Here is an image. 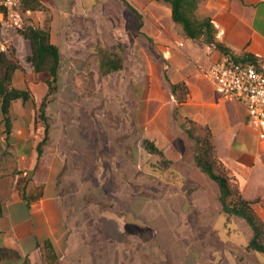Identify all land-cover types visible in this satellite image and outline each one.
Returning a JSON list of instances; mask_svg holds the SVG:
<instances>
[{
    "label": "rangeland",
    "instance_id": "rangeland-1",
    "mask_svg": "<svg viewBox=\"0 0 264 264\" xmlns=\"http://www.w3.org/2000/svg\"><path fill=\"white\" fill-rule=\"evenodd\" d=\"M80 37L85 42L84 35ZM82 41L75 49L63 51L53 86L51 78L44 82L37 77L28 40L23 38L8 57L17 66L10 87L28 91L30 99L12 102L9 139L0 103V202L17 190L26 191L33 182L37 168L25 169L22 161L45 140L40 169L53 165L57 143L62 155L71 154L59 192L64 197L70 232L102 233L111 240L116 229H121L125 244L139 248L141 255L151 248H160L168 255L161 262L150 259L145 264H195L203 255L210 261L211 251L229 246L218 236L204 242L198 239L203 232H214L211 225L203 228L197 224L202 217L215 219L216 213L210 216L205 210L214 204L220 207L223 220L219 235L234 233L239 236L237 244L242 243L240 248H247V222L222 211L216 188L210 190V198L198 193L206 182L214 183L195 161L200 152L213 156L207 132L178 113L173 121L177 129L173 142L157 145L150 136L153 128L164 126V120L159 122L164 113H156V123L152 114L163 97L174 109L179 99L185 98L182 89L172 95L161 55L156 52V65L148 67L142 61L146 49L134 51L118 43L97 50L96 57L90 59ZM154 81L160 83V92L147 97ZM44 100L48 134L41 119ZM146 141L153 142L163 154L151 153ZM214 165L216 172L224 174L216 161ZM238 197L236 192L233 201ZM151 241L155 246L149 248ZM261 242L264 244V239Z\"/></svg>",
    "mask_w": 264,
    "mask_h": 264
},
{
    "label": "crops",
    "instance_id": "crops-1",
    "mask_svg": "<svg viewBox=\"0 0 264 264\" xmlns=\"http://www.w3.org/2000/svg\"><path fill=\"white\" fill-rule=\"evenodd\" d=\"M196 1L193 13L199 19L207 18L212 22L216 42L234 57H254L257 66L264 71V0ZM22 17L25 24L49 29L50 41L58 47L61 59L63 51L81 44V34L85 37L83 47L89 51L87 57L90 59L96 57L97 50L120 43L134 51L146 49L142 61L149 67L156 65L158 52L164 59L166 79L175 86L172 95L182 89L185 98L179 99L174 109L163 97L152 114L153 123H156V113H164L159 121L164 120V126L153 128L150 136L157 145L173 142L177 136L173 121L178 113L206 131L214 161L222 167L232 188L252 203L255 215L264 224V140L249 124L244 105L224 99L206 75V70L225 54L209 44L205 37L193 39L187 36L183 26L174 21L170 3L158 0H27ZM21 40L23 37L18 30L0 24V45L8 43L11 54L21 45ZM110 66L118 67V64L111 63ZM37 77L46 82L51 75L44 71ZM154 82L147 97H155L160 92V83ZM44 141L22 161L25 169L37 168L33 182L26 191L17 190L0 202L3 210L0 248L16 254L0 259V264H145L150 259L161 262L168 258L160 248L148 249L146 255H141L139 248L125 244L121 229H116L111 240L102 233L93 236L70 232L64 197L59 192L63 185L61 178L67 169L65 162L71 154L62 155L57 143L55 158H52L55 167L40 169ZM45 162L50 163V157ZM213 184L206 182L198 193L210 198V190L216 188L218 195L219 186ZM219 208L214 204L208 209L205 207L208 215L216 213L217 216L215 219L202 217L197 224L203 228L211 225L214 232H203L198 239L204 242L218 236L229 246L211 251L213 258L210 261L203 255L195 264H264V254L240 248L242 243L237 244L238 235H219L220 224H223ZM249 230L245 243L253 237V231ZM109 241L111 245H108ZM152 241L149 248L155 244Z\"/></svg>",
    "mask_w": 264,
    "mask_h": 264
},
{
    "label": "trees",
    "instance_id": "trees-1",
    "mask_svg": "<svg viewBox=\"0 0 264 264\" xmlns=\"http://www.w3.org/2000/svg\"><path fill=\"white\" fill-rule=\"evenodd\" d=\"M158 1H165L171 4L174 21L183 26L185 33L190 38L199 39L205 37L209 44L219 49L225 54V56H230L234 61L257 65L254 57L250 55H245L242 58L234 57L230 54L228 49L216 42V30L212 22L207 18L199 19L193 13L196 7V0ZM26 8L27 0H21V14L24 10H26ZM19 33L24 39L28 40L32 46V56L30 58V62L34 71L36 73L48 71L51 75L50 86H53V84L58 80L61 56L58 47L50 41L49 29H38L23 22V26L19 29ZM16 71L17 66H15L12 61L8 59V56L4 52H0V103L8 139L10 138L12 128V119L10 114L12 102L19 99L23 102H27L30 99V93L28 91L10 87ZM169 85L171 90L175 89L173 84L169 83ZM46 101L47 100H45L41 106V119L46 124V133L48 134L49 125L47 123L45 111ZM187 132L189 133L190 131ZM208 144L209 149L212 151L209 140ZM146 147L151 153L159 155L163 154L162 151L151 141H146ZM204 154L205 155L203 156L200 152L195 155L196 165L204 174H206L219 186V200L223 212L229 216H235L247 222L253 231V237L251 238L247 249L264 254V244L261 242V240L264 239V224L255 215L252 209V203L245 201L239 194L237 201H233L232 198L236 192L238 193V191L232 188L229 179L225 175L216 172L213 156L207 152ZM23 197L25 198V195H23ZM2 217L3 210L0 207V218ZM15 256V252L0 248V259Z\"/></svg>",
    "mask_w": 264,
    "mask_h": 264
},
{
    "label": "built area",
    "instance_id": "built-area-1",
    "mask_svg": "<svg viewBox=\"0 0 264 264\" xmlns=\"http://www.w3.org/2000/svg\"><path fill=\"white\" fill-rule=\"evenodd\" d=\"M20 4L21 0H0V24L19 31L23 26ZM0 52L11 55L8 43L0 45ZM206 75L224 99L244 105L249 124L264 140V71L224 56L206 70Z\"/></svg>",
    "mask_w": 264,
    "mask_h": 264
}]
</instances>
